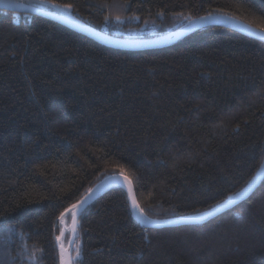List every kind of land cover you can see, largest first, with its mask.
I'll return each instance as SVG.
<instances>
[{
	"label": "trees",
	"instance_id": "trees-1",
	"mask_svg": "<svg viewBox=\"0 0 264 264\" xmlns=\"http://www.w3.org/2000/svg\"><path fill=\"white\" fill-rule=\"evenodd\" d=\"M32 5L123 41L159 40L208 13L264 22V0ZM263 162L264 42L204 26L125 51L0 8V264H61L66 209L110 176L130 179L148 218L171 221L243 191ZM76 246L73 264H264V180L206 223L160 229L139 224L115 184L81 212Z\"/></svg>",
	"mask_w": 264,
	"mask_h": 264
},
{
	"label": "water",
	"instance_id": "water-1",
	"mask_svg": "<svg viewBox=\"0 0 264 264\" xmlns=\"http://www.w3.org/2000/svg\"><path fill=\"white\" fill-rule=\"evenodd\" d=\"M15 2L18 6L9 7L7 3H2L0 4V8L13 10L21 14L36 15V16H40V17L52 20L56 23L64 25L65 27H68L69 29L74 30L96 41L99 44H102L104 46H107L113 49H118V50L144 51V50H150L154 48L167 47L179 41L180 39L188 36L189 34L193 33L195 30L202 28L204 26H217V27L230 29L244 36H247L249 38L264 42V32H261L238 19H234L228 16H222V15L214 16V17H218L219 19H213V20H208V19L202 20L201 19L197 21L196 23L188 27H185L159 40L123 41V40L114 39L104 34H101L100 32L96 31L95 29L89 27L85 23L81 22L80 20L72 16L66 17L64 15H57V14L45 11L42 8L32 5V4H39L40 2L38 3V1L15 0ZM111 177H116V179H111ZM124 177L125 176H122V175H115V176H110L106 178L105 180H103L98 186H96L93 189L92 193H89L88 196L83 200L84 203L80 204L78 210L76 211L75 217L73 216V213H72V221L70 225L71 238H70V241L66 249H63V254H62L63 260L69 261V258H72L73 248L75 245L77 230H78V219H79L81 212L92 201H94L100 194H102L105 190H107L109 187L115 184L122 185L127 189V192L129 195V205H130L132 216L139 224H141L142 226L146 228L160 229L164 227H175V226H180V225H199V224L206 223L207 221H210L216 218L217 216L233 209L234 207L238 206L242 202L246 201L250 196H252V194L258 189V187L262 184L264 180V162L258 174L256 175V177L246 189L234 195L233 197L229 198L228 200L224 201L223 203L216 206L212 210L206 213L194 215V216H200L203 218L199 222L188 221L187 220L188 217H193V216H188V217L179 218V219L171 220V221H157V223H154V224L142 223L141 222V208L136 200L134 186L132 182L130 181V179L125 180ZM130 188H131V191H129ZM133 200H135L136 204L138 205L137 208H133L132 206ZM226 205H229V207L225 208ZM70 212L72 211H68V213ZM63 225L65 226V223ZM61 264H62V261H61ZM70 264H73L72 259L70 261Z\"/></svg>",
	"mask_w": 264,
	"mask_h": 264
},
{
	"label": "snow or ice",
	"instance_id": "snow-or-ice-1",
	"mask_svg": "<svg viewBox=\"0 0 264 264\" xmlns=\"http://www.w3.org/2000/svg\"><path fill=\"white\" fill-rule=\"evenodd\" d=\"M40 3H43L44 0H39ZM2 3H7L9 7H13V6H18L15 2V0H0V4ZM54 7H57L58 5H53ZM219 11V9L217 10ZM135 18V17H133ZM105 19H107V17H105ZM117 20L121 19V17L117 16L116 17ZM200 19H208V20H213V19H219L218 17H214L212 15V13H208V15L206 17H200ZM191 22V21H190ZM259 31L261 32H264V22H262L259 26ZM111 179H116V177H111ZM125 180L128 179L127 176L124 177ZM92 189H89V193H92ZM129 191H131V188L129 189ZM90 198V197H89ZM84 203V201H79L77 204H73L71 206V209H66V211H72L73 213V216L75 217V214H76V211L78 210L80 204ZM132 206L133 208H137L138 205L136 204L135 200H133V203H132ZM229 205H226L225 208H228ZM64 216V213L61 214V218H63ZM203 218L200 217V216H193V217H188L187 220L190 221V222H199L201 221ZM141 222L144 223V224H154V223H157V221L155 220H152V219H149L147 216H145L143 214V211L141 210ZM61 237H57V240H60ZM63 251V249H62ZM77 256H79V252H77ZM72 258H69V261H65L63 260V257H61V261H62V264H70V261H71Z\"/></svg>",
	"mask_w": 264,
	"mask_h": 264
},
{
	"label": "rangeland",
	"instance_id": "rangeland-1",
	"mask_svg": "<svg viewBox=\"0 0 264 264\" xmlns=\"http://www.w3.org/2000/svg\"><path fill=\"white\" fill-rule=\"evenodd\" d=\"M47 10L46 11H51L52 12V10L51 9H49V8H46ZM77 248H78V246H76V248L74 249V255H73V261H76V260H78V259H80V255L79 256H77Z\"/></svg>",
	"mask_w": 264,
	"mask_h": 264
}]
</instances>
